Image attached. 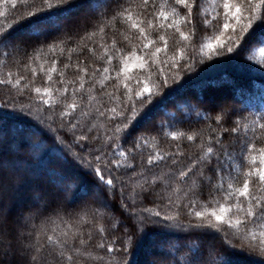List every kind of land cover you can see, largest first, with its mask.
Masks as SVG:
<instances>
[{"label": "trees", "instance_id": "trees-1", "mask_svg": "<svg viewBox=\"0 0 264 264\" xmlns=\"http://www.w3.org/2000/svg\"><path fill=\"white\" fill-rule=\"evenodd\" d=\"M86 3L87 0H80L74 18H79L81 22L87 18L90 25L101 26L130 5L137 14L144 7L142 0H92L91 8ZM218 3L220 6L213 11L210 0H198V6L193 9L192 23H181L182 31L189 32L195 28V35L190 41H182L174 29L150 30V38L156 44L145 53L154 51L156 46L163 47L164 42L158 39L160 35L167 40V51L148 58V64L143 69L132 67L119 79L106 81L100 75L104 67L110 69L105 75L115 77L123 66L124 56H128L133 49L140 54L142 44L147 41L137 39L138 31L130 30L118 18L102 34L97 29L98 34L92 41L81 42L85 29L76 27L70 31L62 29L47 40L43 37L37 39L28 35L26 28H12L17 18L25 14L23 5L13 10L10 4L0 3V13L4 14L0 16V35L8 32L13 37L11 41L0 44V78L8 79V73H12L14 83L24 77L15 88L0 85V159L19 177L18 191L9 202L11 218L23 213L21 222L36 229L37 239L41 228L48 230L46 235L51 234V229L57 225L64 229L65 223L78 222L76 227L83 232L84 238L92 237L85 246L89 258L81 260V264H189L193 256L197 257L196 264H220L221 261L222 264H264V254L259 248L253 249L246 242L236 239L227 225H220L223 231L190 226L195 222L194 218L188 216L187 209L183 207L176 220L164 219V216L177 212L175 206L168 205L167 197L175 199L192 188V179H197L199 168L197 175H192L187 184L179 186V191L172 190L177 187L175 184H158L148 192H142L136 184L145 177L150 180L154 174L162 175L168 173L169 168H177L163 161L149 168L146 164L148 155L156 151L174 152L175 146L179 145L184 153L179 158L180 167H187L192 159L199 158L201 148L198 146L219 135L221 141L214 145L216 152L211 163L203 168L205 176L212 178L211 183L198 182L194 195L190 193V199L197 200L195 210H201L212 197H218L223 202L222 194L214 190L213 185L218 182L217 163L225 160V153L236 154L241 167L233 175L237 176L236 187H241L244 173L251 167L248 160L240 155L241 139L247 136L257 149L264 147V129L253 123H264V57L260 54V47L264 45V22H254L253 28L243 37L242 44L236 47V51L228 53L226 49L216 47L215 37L224 32L222 26L225 22L223 0H218ZM161 5L164 10L170 11L172 0L167 4L164 0H149L143 14L145 27L146 20L154 18L153 14L161 10ZM176 7L181 15L187 11ZM218 13L220 15L213 21V27H206L205 17L211 19ZM229 22L235 23L234 20ZM86 30L93 29L89 27ZM54 41L58 44L65 41L60 44L63 52L60 48L55 53L48 51L47 45ZM85 43L87 46H84ZM208 43L213 44L212 49L202 48ZM101 45L109 48L107 55L114 56L110 64ZM37 48L43 49L38 59ZM89 48L93 51L89 52ZM116 49L122 50L119 55ZM181 52L184 59H179L176 68H170L172 57L179 58ZM53 60L56 61L57 71L50 73L52 80L48 81L47 70L52 67ZM81 60L84 63L80 67L88 68L87 75L76 67ZM126 62L130 66L139 63L135 57H129ZM66 63L70 65L67 69L64 68ZM41 65L44 71H41ZM59 73H63L65 82H74L67 84L69 91L63 96L56 91L65 86L59 83ZM89 76H92L91 80ZM126 76L129 79H125ZM149 76L151 83L159 84V87L154 89L151 100L141 105L135 100L134 93L143 84L136 81ZM81 82L84 89L74 92L73 89ZM24 84L29 87L23 88ZM125 84L132 89L129 94L131 99L126 95L128 88ZM36 87L42 90L49 87L52 96L58 97L61 102L45 105L43 100L49 97L43 95V91L36 93ZM89 95L95 97L91 105ZM74 100L78 107L73 111L67 108V104ZM133 102L141 113L151 110L149 118L138 117L137 122L126 130L128 134L121 133V139L114 142L127 151L129 147H134L137 137L143 135L153 147H145L142 152L130 157L136 166L135 176L128 168L114 165L103 168V164L100 165L105 178L114 180L113 188L100 182L94 166L95 156L100 154L98 150H110L104 148L105 131L118 121L107 119L111 113L101 117L95 109L103 111L122 103H127L130 108ZM65 111L69 114L61 118V113ZM85 112L89 115L84 116ZM217 116L221 117L219 124L216 123ZM237 120L242 122L241 128L238 133H233L231 129L236 127ZM72 124L76 125L75 128L71 127ZM245 124L247 129L243 127ZM93 125V131L88 132ZM172 131L185 135L171 140L165 133ZM81 134L87 135L88 139L79 140ZM97 134L100 138L93 141L92 136ZM188 134H194L195 139L188 141ZM224 187L227 188V185ZM156 212L161 215H154ZM81 217L83 221H80ZM209 219L215 223L214 218ZM101 242L105 243L103 249L97 247ZM109 243L120 251L107 253ZM101 256L102 260L92 258ZM113 256L116 260H112Z\"/></svg>", "mask_w": 264, "mask_h": 264}, {"label": "snow or ice", "instance_id": "snow-or-ice-1", "mask_svg": "<svg viewBox=\"0 0 264 264\" xmlns=\"http://www.w3.org/2000/svg\"><path fill=\"white\" fill-rule=\"evenodd\" d=\"M80 0H0V3L10 4L13 10H16L18 6L23 5L24 15L20 16L16 20V24L12 26L13 29L16 27L26 28L28 30V35L35 36L37 39L43 37L45 40L49 36L59 33L62 29L64 31H70L72 27L85 29V34L80 37L81 42L92 41L93 38L99 33H103L105 28L116 21L118 18L128 25L130 30L138 31L139 36L137 39L141 41H147L142 44L140 48V54L138 55L136 50L133 49L128 56L122 58L123 66L120 71L116 73L115 77H110L105 75L109 73L110 69L104 67L103 71L100 73L103 80L109 79H119L120 75L132 70V67H137L140 69L145 68L148 64V58H155L162 51H167V40L164 35H160L158 39L163 41V47L156 46L154 51L145 53V50L150 49L151 46L156 44V41L150 38V30L159 29H174L176 33H179L180 39L182 41H190L195 35V28L193 27L189 32L181 30V23H192L193 9L198 6V0H172V6L170 11L164 10V6L161 5V10L154 13V18H148L146 20V27L144 13L146 12L149 0H142L143 9L141 13L137 14L133 7L130 5L124 8L123 11L118 12L112 17L111 21H105L101 25H90L87 18L80 21L79 18H74L75 13L78 11V5ZM169 0H164L167 4ZM213 11L216 7L220 6L218 0H210ZM86 6L92 7V0H87ZM176 6H180L182 9H186V13L181 15L180 11ZM202 7V5H201ZM222 7L224 9L223 16L225 22L223 24L224 32L215 37L216 47L220 49H226V52L232 53L236 51V47L242 44L243 37L253 28V24L256 21L264 22V0H223ZM207 11V10H205ZM0 13V16H3ZM212 16L211 19L205 17L204 25L206 27H213V21L217 19V16ZM170 17L172 19H170ZM234 20L235 23H230L229 21ZM246 22V23H245ZM91 27L92 31H87ZM226 34V35H225ZM221 36H225V39H221ZM13 39L8 32H4L0 35V44L9 42ZM128 39V37H125ZM65 43L61 41L60 44ZM115 42H113L114 44ZM60 44L55 41L47 45L48 51L55 53L57 48L63 52L64 49L60 47ZM84 46H87L86 43ZM105 48V55L109 52V48L101 45ZM213 48V44L208 43L202 45L203 47ZM187 47V45H186ZM89 52L93 51L92 48L88 49ZM36 58L38 59L40 54L43 52L42 48L35 49ZM72 50H69L71 52ZM121 49H116V54L121 53ZM215 51V50H214ZM260 54L264 57V45L260 47ZM129 57H135L138 64L130 66L126 61ZM71 56L69 55V59ZM254 59V57H249ZM32 59V58H30ZM114 59L113 55H107V63H111ZM179 59H184L183 52L180 53L179 58L176 56L172 57V63L169 66L174 69L178 66ZM84 61H80L76 67L84 75L88 74V68H81ZM153 63L155 60L153 59ZM69 64H64V68H69ZM41 71H44L43 65H41ZM49 75L47 80L51 81L52 76L50 73L56 72V61H52V67L48 70ZM99 71V69H96ZM33 76L36 75L35 69L32 72ZM61 80L59 83L64 84L63 89H57L56 91L60 96H63L69 91L67 84L74 83L73 81L65 82L63 73H59ZM95 75V72L93 73ZM12 73H8V79L0 78V85H11L15 88L21 84L24 77L16 79L13 83ZM80 79V78H78ZM89 80L92 76L88 77ZM129 79V77H125ZM137 84H143V87L138 91H135V100L139 101L141 105H144L146 100L150 101L154 95V89L159 87V84L151 83V77H147L144 80H137ZM165 82H167L165 80ZM55 83V82H54ZM128 88V85H124ZM28 84H24L23 88H28ZM84 89V83L81 82L77 88L73 89L74 92H79ZM36 93H41L49 97L44 99L43 103L45 105L51 104L55 105L60 103L58 97L52 96V90L49 87H44L43 90L40 87L34 88ZM132 93V89L128 88L129 95ZM112 96V93L108 94ZM116 99V97H113ZM131 99V95H129ZM95 100L92 95L88 96L89 105ZM78 107L75 100L72 103L67 104V108L75 110ZM101 117H105L107 113V119L109 121H118L112 124L104 133V148L110 149L105 152L103 149H99V155L95 156L96 165L94 166V171L100 182L104 185L115 187L114 180L112 178H105L103 174V168H108L111 165L116 167H124L132 170L133 175H137L136 166L131 162L130 157H133L136 153L142 152L145 147L151 148L153 145L149 143L143 135L137 137L134 147H129L127 151L121 144L115 143L114 140L118 141L121 139V133L127 135V129H129L134 123L139 119L149 118L150 111L141 113L138 111L135 102L132 103L129 108L127 103L117 104L115 107L105 108L103 111L100 108L95 109ZM69 113L67 111L61 113V118L67 116ZM84 116H88L89 112L83 113ZM118 118H120L118 120ZM221 117H216V123L219 124ZM236 127H233L231 131L233 133H238L241 128L242 122L237 120ZM256 124L260 129H264V123ZM75 124L71 127L75 128ZM247 129L248 125H243ZM95 125L88 128V132H92ZM215 131V129H213ZM227 131V129H225ZM185 134L183 132H166L165 136L170 137L171 140H178ZM99 134L93 135L92 140L97 141L99 139ZM188 141H193L195 139L194 134L187 135ZM79 140L84 141L88 139V136L81 134L78 137ZM153 140L156 137H152ZM221 141V136H216L214 138H209L206 144L200 145L201 154L198 159H192V162L187 167H180L181 161L180 157L184 156V153L180 150V146H175V151L163 152L156 151L147 157L146 164L149 168L153 166H158L160 162L168 163L177 166V168H169L168 173L162 175H153L149 180L147 177L143 181H136L137 187L142 192H148L150 188H155L158 184H175L176 188L173 191H179L180 185H185L192 175H197V179H192V188H188L183 192L182 196L173 199L172 196L167 197L168 205L175 206L177 212L175 215L164 216L165 220H176L181 214L180 209L186 208L187 215L194 218V223L190 226L194 227H210L215 228L216 231H223L220 225H227L229 229L232 230L233 236L246 242L249 247L256 249L259 248L260 252L264 254V147L257 149L254 143L249 142V138L245 136L240 141V155L243 159L248 160L250 168L244 173L245 178L243 180L241 187H236L237 176L233 173H238L240 170V163L237 160L235 153H225V160L218 161L217 168L215 171L218 175L217 184L213 185V189L219 191L223 196V202L220 201L218 197H212L206 206H203L201 210H195L197 207V200L190 199V193L194 195L195 186L198 182L202 183L207 181L211 183V177L205 176L203 168L207 167V164L211 163V158L215 154V144H219ZM246 150V151H245ZM258 153V155H257ZM109 157L111 161L109 163ZM122 158V159H121ZM207 162V163H205ZM258 165V166H257ZM202 166V167H201ZM142 175V173H140ZM227 185V188L224 185ZM19 187V177L14 169H10L5 162L0 159V264H81V260H87L89 258L88 252L85 250V246L88 241L91 240V235L87 239L84 238L83 232L76 227V223H65L64 229H60L59 225L51 229V234H46L48 230L46 228L40 229V237L36 238V229L29 228L27 223H22L21 218L23 213H20L15 218H11L9 215V208L11 207L10 201L13 199L15 193L18 191ZM135 191V189H134ZM243 198V199H241ZM204 203V202H202ZM156 216H160V212L154 213ZM209 217L214 218L215 223L212 222ZM63 220V218H61ZM84 218L81 217L80 221ZM103 232V229H101ZM114 243V242H113ZM113 243L107 244V253L119 252L120 249L114 248ZM97 247L103 249L105 248V243L101 242ZM93 259H103V257H92ZM112 260H116L113 256ZM197 257L193 256L189 264H196ZM222 264V261L220 262Z\"/></svg>", "mask_w": 264, "mask_h": 264}, {"label": "bare ground", "instance_id": "bare-ground-1", "mask_svg": "<svg viewBox=\"0 0 264 264\" xmlns=\"http://www.w3.org/2000/svg\"><path fill=\"white\" fill-rule=\"evenodd\" d=\"M195 94V93H194ZM85 190V189H84Z\"/></svg>", "mask_w": 264, "mask_h": 264}]
</instances>
